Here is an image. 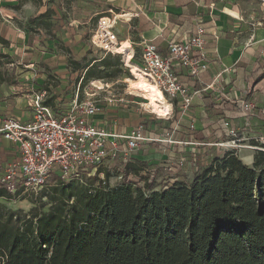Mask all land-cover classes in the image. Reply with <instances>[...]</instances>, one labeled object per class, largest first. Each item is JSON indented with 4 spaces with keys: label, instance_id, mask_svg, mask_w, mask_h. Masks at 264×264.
<instances>
[{
    "label": "trees",
    "instance_id": "1",
    "mask_svg": "<svg viewBox=\"0 0 264 264\" xmlns=\"http://www.w3.org/2000/svg\"><path fill=\"white\" fill-rule=\"evenodd\" d=\"M3 83L13 85L0 77ZM180 112L177 105L175 118ZM195 139L203 143L206 134ZM135 162L121 164L126 178L112 187L109 172L98 169L82 181L43 188L46 211L0 206V264H264V153L250 167L227 151L190 182L159 191L148 168L139 176L146 167ZM0 198H12L1 183Z\"/></svg>",
    "mask_w": 264,
    "mask_h": 264
},
{
    "label": "crops",
    "instance_id": "2",
    "mask_svg": "<svg viewBox=\"0 0 264 264\" xmlns=\"http://www.w3.org/2000/svg\"><path fill=\"white\" fill-rule=\"evenodd\" d=\"M110 12L115 16L114 33L121 42L120 47H126L123 51L126 65L128 57H132L133 53L137 56L139 64L140 52L134 44L140 40L155 39L159 52L166 57L168 40L172 38L181 40L187 35L194 34L198 25L203 26L206 30L203 37L207 42L209 59V70L203 75V80L210 82L215 74L228 68L223 74L225 92L242 97L248 102H254L258 111L264 110V11L259 8L256 0H0V53L6 56L8 63H13L10 69L6 64L3 66L4 73L8 76V72H13L16 81L15 85L0 84V119L14 117L22 122L28 121L30 111L26 105L25 94L41 88L45 89L47 85L52 86L54 82L50 77L59 79V87H61L59 92L70 90L88 65L85 69L84 67L69 69L66 56L61 51L57 53L56 44L66 47L74 42L75 45L82 46V28L93 18L109 15ZM123 18L127 19L122 20ZM47 20L51 21L57 30L54 38L46 35V31H50L44 26ZM252 23L255 24L254 27ZM116 27L118 30H115ZM158 28L163 30L161 37H157ZM1 40L5 43L2 44ZM80 57L83 58V55ZM133 60L131 58L129 64L138 69ZM24 66L31 67L25 69ZM62 79L64 80L61 81ZM188 85L190 90L196 88L191 81ZM15 87H20L23 93L17 95L11 93V88ZM54 95L56 101L53 102L58 103L60 97L56 93ZM124 101L123 99V103ZM115 104L122 103L110 105ZM113 107V110L116 109L115 106ZM176 107L173 118L167 122V126L154 128L156 136L173 131L172 137L176 141L198 142L195 136L203 133L207 138L203 143H208L207 140L211 138L228 134V128L223 126L225 120L231 127L239 125L242 128L244 125L245 133H252L251 135H254V129L264 122L240 119L237 105L227 102L216 105L209 95L196 98L191 110L186 114L180 112L179 118H175ZM104 116L102 113L95 122L109 131L131 129L107 128L108 122L117 124L119 119L107 121ZM192 120L202 125L201 130L194 131L201 132L198 135H193L192 131L187 129ZM205 122L208 128L205 127ZM144 124L149 128L154 127L148 122ZM190 147V145L170 146L173 155L171 159L177 164L181 157L189 161L194 154H198L197 158L201 164H196L193 168V171H196L197 166L203 169L212 157L221 156L211 147L206 149L198 148L205 146ZM145 152L139 154L136 160L146 167L140 172L141 175H145L147 168L151 175L154 168L163 169V164L167 162L164 154L156 150ZM15 155L16 148L13 144L0 141V171ZM253 160L254 157L251 155L245 165L249 166ZM177 170L180 172L176 174L167 172L169 178L183 181L187 172L181 168H174L172 172Z\"/></svg>",
    "mask_w": 264,
    "mask_h": 264
},
{
    "label": "built area",
    "instance_id": "3",
    "mask_svg": "<svg viewBox=\"0 0 264 264\" xmlns=\"http://www.w3.org/2000/svg\"><path fill=\"white\" fill-rule=\"evenodd\" d=\"M256 1L264 11V0ZM131 16L134 17L133 14ZM115 22V16L111 12L101 16L90 37L91 45L104 55L120 56L117 49L121 42L114 33ZM254 26L252 23V27ZM162 33L163 30L158 28L157 37H161ZM205 33V28L198 25L194 34L181 40H168L166 57L159 52L155 39L140 40L134 44L140 52L139 65L143 72L170 105L167 118L164 119L173 118L175 106L179 105L181 112L186 114L191 110L196 98L209 95L216 105L221 102L237 105L240 119L264 121V110H256L254 102L225 92L223 74L228 68L215 74L210 82L203 80V75L209 70L207 42L203 37ZM134 56L133 53L131 58ZM6 66L11 68L13 63L9 62ZM24 67L30 69L31 66ZM180 70H184L186 74L181 76ZM189 81L193 82L196 88L190 90ZM79 87L78 85L66 111L57 112V106L49 104L52 98L50 91L41 88L25 94L26 105L30 111L28 121L22 122L14 117L0 119V141L11 143L16 148L15 157L4 164L0 177L2 187L11 196L37 194L50 180L69 183L94 176L98 169L111 171L117 168L119 171L121 163L134 162L139 154L150 150L164 154L167 162L163 164V170L172 172L174 161L171 159L173 155L170 146L216 145L176 141L172 137L173 131L156 136L153 127L149 128L142 122L131 129L109 131L95 122L103 112L101 101H78ZM11 93L17 95L23 92L20 87H15L11 88ZM117 102L123 103V99L109 101L112 104ZM223 126L228 128V136L234 144L239 125L231 127L225 120ZM189 129L192 132L198 131L202 129V125L192 120ZM262 143L264 144L263 139ZM177 165L179 168L196 166L193 158L187 161L184 157L177 161ZM122 178L118 175L116 179L120 181ZM138 185L143 187V182Z\"/></svg>",
    "mask_w": 264,
    "mask_h": 264
},
{
    "label": "rangeland",
    "instance_id": "4",
    "mask_svg": "<svg viewBox=\"0 0 264 264\" xmlns=\"http://www.w3.org/2000/svg\"><path fill=\"white\" fill-rule=\"evenodd\" d=\"M254 6L253 9L255 10ZM97 19L98 16L93 18L82 28V32H83L81 33L83 34L82 46H80L79 44L75 45L74 42L69 43V45H67L66 47L61 44H56L57 53L61 51L66 56L67 67L69 69L74 70L83 67L85 69L87 65L90 66L93 65V66L90 68L86 76H84L85 75V70H84L82 74H80V76L77 77V81L74 84V86L70 87V90L66 92L65 90L59 92L61 90V87H59L60 86L59 79L50 77V80H52L54 83H52V86L49 87L47 85V87L45 88L50 91V95L52 96V98L49 100V104L51 106H57L56 108L57 112L66 111L68 108L67 105L73 99V95H74L73 91L79 85L80 87L78 93V101H86L87 99L99 100L101 101V105L104 106V109L102 110L103 112L101 113L105 115L104 117L107 118V121L119 119L117 124L108 122V125L106 126L107 128L110 127H113L115 129L121 127L132 128L135 124L141 122L146 124L148 122L150 126H154L153 130H155L154 128H156L157 126H160L161 128L162 126H167L168 125L167 122L169 120H166L164 118H167L166 116L168 115V113H166L165 110H160V113L154 112L155 103H153L154 102L153 97L146 90L142 89L140 85V84H144L147 86H153V84L147 81L144 75L140 71H138L137 68L132 66L131 63L130 65L132 67L126 65L123 57V51L126 47L123 46L117 49L118 54L122 56H116V55L111 56V55H104L103 52L94 48L91 45L90 37L96 28ZM125 19L127 18H123L122 20ZM45 22L46 23L44 26L46 28L45 27L44 28L46 30L48 29L50 30V31H46V35L52 38L56 37L55 32L57 30L55 29V26H53L52 22L49 20ZM120 24L122 25L121 21ZM51 27L52 29H50ZM115 30H118V28L116 27ZM80 55H83V58H81ZM133 59H134L133 60L134 65L139 69L143 70L142 67L138 64L137 56H135ZM3 62H4L3 59L0 58V77L5 78L8 84H13V85L16 84L15 75L13 74V72H8V76L6 75V73H4L5 68L2 66ZM129 67H131L130 68L131 70L129 69ZM131 72L133 75L131 74ZM137 74L139 76H137ZM74 77L75 76H73V78ZM63 80L64 79H62L61 81ZM98 84L102 85L103 87L102 90H97L95 88V85ZM105 85H108V87L106 88ZM54 93H56V95L60 97L59 98L60 101L58 103L53 102L56 101V97ZM120 98H123L125 100L124 103L120 104L121 106L116 104L110 105L112 103H109V101L114 102V100ZM113 106L115 107L120 106V107L118 108L116 107V109L113 110L112 109L114 108ZM254 130H255L254 135H251L252 133H245L246 130L244 125H242V128L240 126L238 128V132L236 133V137L234 138L235 140L234 144L231 143V137H229L228 134L227 135L222 134L221 137L215 139L211 138L207 141L208 143L216 144L215 146H211V148H214V150L216 149L218 154L223 155L227 151L236 152L238 158L245 164V162L246 163L249 162L251 155H253L254 157L258 152L264 153V144L262 143V139L264 141V122ZM191 147L193 148V146ZM198 148L206 149V148H210V146L198 147ZM145 153L148 154V152ZM117 164L119 163L117 162ZM252 165L253 163L250 164L249 166L251 167ZM116 169L107 171L109 172V178L107 180V184L110 187L119 184V182L123 181L126 178L123 177L124 173L121 172L119 173ZM181 169L187 172L185 173L186 175L184 179L186 182H190L195 177L196 174H199L202 171V169L199 166H197V168L195 169L196 171H193L194 170L193 167H189V166H185L184 168ZM177 172H180V170L179 171L177 170L175 172H168V173L176 174ZM151 173H152L151 186L154 191H159L167 183L170 184L176 181L174 178H169L168 173L164 172L162 167H158L156 169L154 168V170ZM118 175H121L123 177L122 180L119 181L118 179H116ZM140 175L141 173L139 174V176ZM101 178H105V175L104 176L100 175L99 179L102 180ZM54 183L56 182L49 181L45 189H47V187L49 186H53ZM40 197L41 196L39 192L37 194L24 193V194H20L19 196H12L11 199L0 198V206L11 211L19 210L24 213H28L30 210L34 208L39 212L46 211L49 208L48 201L46 198L41 199Z\"/></svg>",
    "mask_w": 264,
    "mask_h": 264
},
{
    "label": "bare ground",
    "instance_id": "5",
    "mask_svg": "<svg viewBox=\"0 0 264 264\" xmlns=\"http://www.w3.org/2000/svg\"><path fill=\"white\" fill-rule=\"evenodd\" d=\"M127 53H129V51ZM130 60H131V57H128V59H127V66H131L129 64ZM138 71H140L144 75V77H145V79L147 81H149L151 84H153L147 78V75L143 72V70H141V69L138 68ZM137 76H139V75L137 74ZM140 85H141L142 89L146 90L153 97V99H154V102L153 103H155L154 112L160 113V110H165L166 112L170 110V106H169V104L166 103L165 97L163 96L162 92L155 86V84H153V86H147V85H144V84H140ZM95 88L97 90H102L103 87H102V85L98 84V85H95Z\"/></svg>",
    "mask_w": 264,
    "mask_h": 264
}]
</instances>
